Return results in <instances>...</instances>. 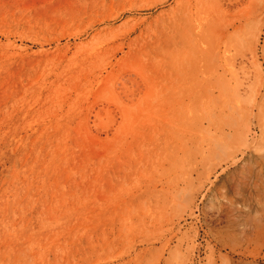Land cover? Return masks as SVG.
Instances as JSON below:
<instances>
[{
    "label": "rangeland",
    "instance_id": "rangeland-1",
    "mask_svg": "<svg viewBox=\"0 0 264 264\" xmlns=\"http://www.w3.org/2000/svg\"><path fill=\"white\" fill-rule=\"evenodd\" d=\"M0 264H264V0H0Z\"/></svg>",
    "mask_w": 264,
    "mask_h": 264
}]
</instances>
